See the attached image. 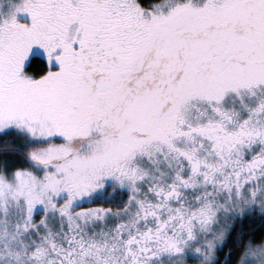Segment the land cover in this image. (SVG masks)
<instances>
[{
	"label": "snow or ice",
	"instance_id": "obj_1",
	"mask_svg": "<svg viewBox=\"0 0 264 264\" xmlns=\"http://www.w3.org/2000/svg\"><path fill=\"white\" fill-rule=\"evenodd\" d=\"M0 264H264V0H0Z\"/></svg>",
	"mask_w": 264,
	"mask_h": 264
}]
</instances>
